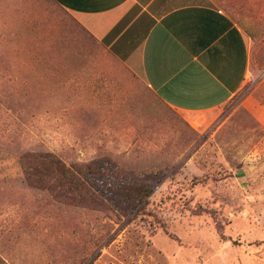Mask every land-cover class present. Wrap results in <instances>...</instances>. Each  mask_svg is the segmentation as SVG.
Listing matches in <instances>:
<instances>
[{
  "label": "rangeland",
  "instance_id": "1",
  "mask_svg": "<svg viewBox=\"0 0 264 264\" xmlns=\"http://www.w3.org/2000/svg\"><path fill=\"white\" fill-rule=\"evenodd\" d=\"M10 1L0 15V264H264V0L263 67L211 124L163 104L72 25ZM25 153L97 162L152 192L131 220L107 202L60 199L26 180Z\"/></svg>",
  "mask_w": 264,
  "mask_h": 264
},
{
  "label": "crops",
  "instance_id": "2",
  "mask_svg": "<svg viewBox=\"0 0 264 264\" xmlns=\"http://www.w3.org/2000/svg\"><path fill=\"white\" fill-rule=\"evenodd\" d=\"M16 5L20 11L41 10L57 19L49 23L68 31L72 25L188 120L215 122L263 67L262 38L256 36L261 0H238L235 10L213 0H20ZM4 7L11 8V1L0 0V15Z\"/></svg>",
  "mask_w": 264,
  "mask_h": 264
},
{
  "label": "trees",
  "instance_id": "3",
  "mask_svg": "<svg viewBox=\"0 0 264 264\" xmlns=\"http://www.w3.org/2000/svg\"><path fill=\"white\" fill-rule=\"evenodd\" d=\"M19 166L32 186L43 188L49 184L46 190L57 198L78 204L101 206L107 202L129 220L144 209L152 192L146 183L127 180L123 173L99 166L97 162L67 167L51 153H25L19 157ZM97 185L104 190L96 188Z\"/></svg>",
  "mask_w": 264,
  "mask_h": 264
},
{
  "label": "bare ground",
  "instance_id": "4",
  "mask_svg": "<svg viewBox=\"0 0 264 264\" xmlns=\"http://www.w3.org/2000/svg\"><path fill=\"white\" fill-rule=\"evenodd\" d=\"M196 125V124H195Z\"/></svg>",
  "mask_w": 264,
  "mask_h": 264
}]
</instances>
